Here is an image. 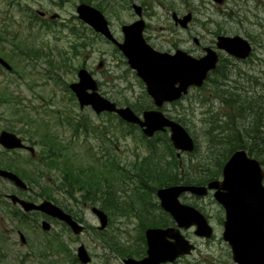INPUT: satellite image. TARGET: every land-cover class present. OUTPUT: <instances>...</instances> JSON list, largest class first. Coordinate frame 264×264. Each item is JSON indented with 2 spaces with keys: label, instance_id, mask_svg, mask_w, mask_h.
I'll list each match as a JSON object with an SVG mask.
<instances>
[{
  "label": "rangeland",
  "instance_id": "obj_1",
  "mask_svg": "<svg viewBox=\"0 0 264 264\" xmlns=\"http://www.w3.org/2000/svg\"><path fill=\"white\" fill-rule=\"evenodd\" d=\"M91 1L92 4L101 6L118 39L123 37L121 25L138 18L132 4H141L147 22L145 35L155 48L162 51L173 52L177 48H183L201 56L203 47L214 46L220 33L246 37L254 46L253 56L248 61H239L223 52L228 77L218 87L239 92L243 98H264V0ZM80 2L81 0H0V56L16 66L14 73L0 65V132L14 127L20 132V136L24 135L37 142L41 141L44 129L49 133H57L69 147L64 152V156L69 157V160L71 158L68 164L71 162L85 169L89 165L94 166V163L101 168L103 162L111 161L114 157L126 171L137 162L145 168L142 163L144 156L151 155V151L142 132L129 127L117 117L97 115L90 107L80 109L67 89L69 83L77 80L75 68L61 66L56 71L52 67L62 58H67L76 67L84 64L103 82L100 88L103 95L120 98L127 96L128 101L143 100L145 97L144 83L139 81L135 71L115 49V45L99 35L97 37L93 29L78 18L76 6ZM173 12L180 16L193 13V21L187 29L175 24ZM194 37L199 45L194 42ZM75 47L79 53L75 52ZM57 77L59 80L55 79ZM222 94L221 90L207 84L205 89L192 88L181 104H166L163 107L167 115L182 117L197 143V149L192 155L183 153L179 156L184 172L193 174L199 169L203 171L207 166L211 169L210 165L213 166L212 169L215 168L213 164L216 155L210 151L209 143L222 139L223 131L233 122L243 131L244 136L246 130L252 127L256 114H249L248 109L243 114L240 113L222 101ZM2 98L5 101L2 102ZM74 118L80 120L82 128L76 137L73 127L66 125L67 120L72 122ZM63 120L64 123H61ZM38 122L45 124H41L39 131H36L35 124ZM85 125L88 127L84 128ZM157 143L158 152L163 151L161 142ZM34 145L40 153L41 145ZM6 151L0 145V163L3 165L12 167L13 158L21 162L30 159L29 153L24 150L10 153ZM176 153L177 150V156ZM257 158L264 160V150H261V156ZM18 165L24 167L22 163ZM26 166H29V171L35 169L27 162ZM58 178H61V172L53 168L47 174L46 181L54 182ZM117 185L119 194L126 200H131L132 206L136 207L139 198L133 193V183L126 179ZM13 188L9 181L0 180V264H48L49 260L41 259L40 254L52 251L49 247L51 242L59 251L55 250L50 258H59L58 264H73L68 253L76 254L81 243L85 244L92 255V262L89 264H124V257L119 255L116 248L130 250L140 246L141 234L136 216L112 214L103 239L95 233V228L100 223L91 211L90 204L84 205L85 202L80 200L68 199L64 194L59 195L60 203L74 206L86 225L83 234L75 235L63 224L54 223L51 219L54 227L48 232L41 225L21 226L19 223L25 221H20L11 214L10 202L5 198V193ZM39 191L40 185L33 182L32 190L28 194L24 193V196L38 195ZM41 200L43 198L39 197L35 201ZM181 200L200 208L216 228V238L209 241L190 232L199 246L196 255H215L213 263H220L218 259L223 260V264L231 263L229 248L222 239L221 223L225 212L214 199L213 193L204 197L185 193ZM96 205L100 206V203L96 202ZM37 217L39 223L44 218L42 214ZM18 230L25 234L27 243H23ZM32 254L38 257L32 258Z\"/></svg>",
  "mask_w": 264,
  "mask_h": 264
},
{
  "label": "water",
  "instance_id": "obj_2",
  "mask_svg": "<svg viewBox=\"0 0 264 264\" xmlns=\"http://www.w3.org/2000/svg\"><path fill=\"white\" fill-rule=\"evenodd\" d=\"M134 8L136 13L141 16L142 7L134 4ZM77 12L81 19L117 43L126 55L129 65L144 81L146 90L157 107H162L166 102L180 99L189 92V88L193 85L202 86L208 73L217 67L219 54L212 47H206V53L200 57L180 48L174 53L157 50L144 37L143 31L146 24L143 19L123 25L124 40L119 42L113 36L108 21L100 10L90 4L80 3L77 6ZM173 18L177 24L187 27L192 19V13H188L182 18L174 13ZM217 46L219 49L243 59L247 58L252 51L250 41L239 34L219 35ZM0 63L11 69L9 63L3 58H0ZM79 77L80 81L71 84V87L76 92L81 107L91 104L98 112L104 110L116 112L123 119L140 124L148 136L170 127V138L177 149L194 150V140L186 128L178 121L166 116L161 109L145 110L141 117L130 106L118 107L115 102L102 96L97 91V81L86 69L79 71ZM89 89L93 92H89ZM0 143L7 148L24 146L20 137L6 130L0 134ZM29 148L34 149L33 147ZM0 175L12 179L20 186H27L12 171L0 169ZM263 180L264 170L260 161L250 157L245 149H238L225 163L221 181L213 180L208 183V186L173 185L160 188L157 193L161 199V205L174 216L179 226L188 228L191 225H196V234L210 238L213 235V229L206 216L196 207L182 203L179 196L184 191L205 195L209 189H216L214 196L223 205L226 212L223 237L231 246L233 260L238 264H264ZM10 197L14 202H19L25 210L38 209L65 220L75 233H81L84 229L83 225L76 222L70 214L50 200L35 204L23 200L17 195ZM93 211L100 218V229L105 228L108 224V215L96 206ZM42 226L47 230L50 228V223L46 221L42 223ZM173 231L172 228H149L146 231L147 256L140 260L133 257L125 258V264H161L174 261L178 256L192 252L195 245L190 243L179 230H176V233ZM168 237L174 238L175 241H170ZM78 257L83 263H88L91 260L84 245L79 247Z\"/></svg>",
  "mask_w": 264,
  "mask_h": 264
},
{
  "label": "trees",
  "instance_id": "obj_3",
  "mask_svg": "<svg viewBox=\"0 0 264 264\" xmlns=\"http://www.w3.org/2000/svg\"><path fill=\"white\" fill-rule=\"evenodd\" d=\"M88 3H91V0H81ZM101 8L100 5H98ZM76 48V47H75ZM75 52L78 53L75 49ZM69 58V57H68ZM224 62V61H223ZM220 63L218 69H216L212 75L208 78L205 85L200 89H205L209 85L215 86L218 90L222 91V101L226 102L230 107L239 110L240 113H244L247 109L249 114L255 113L252 127L247 129L246 136H244L243 131L239 126L235 125L234 122L230 124V127L225 129L224 137L222 139H216L211 141L210 151L215 153L216 161L215 168L212 169V165L207 166L203 171L196 170L193 174L189 172H183V166L180 165L178 159L176 158L174 149L170 142V138L167 133H159L155 139H150L147 144L151 155L145 156L143 166H135V173L133 176L126 173V170L119 166L116 162L105 161L102 164V167L99 168L95 163L94 166L89 165L88 169L70 165L68 164L71 160L69 157L64 156V150L67 149L65 145L62 144L60 138L55 135L56 133L52 132L51 134L43 130L44 134L41 135V141H36L29 138L33 142H37L41 145V151L39 157L41 159L42 166L38 169H34L36 172H29L28 168L22 169L19 173L23 178L31 185L34 181L41 185V190L39 196L52 199L56 202L60 201L59 193L67 194L70 198H75L76 194L83 201H93L94 204L99 202L101 207L108 212L111 216L116 214L119 216L130 215L132 213V208L130 205H122L120 200L117 197V184L120 180L129 178L135 183L134 189L137 190L139 196L138 205L133 207L134 212L141 216L143 223L142 226L154 225L155 223H163V218L150 216L153 214V211L157 210L152 201L155 199V192L158 187L170 185L172 183H205L209 179L218 177L221 174L222 168L230 157V155L239 148H244L248 152L256 157L261 156V150L263 149V134H264V98L261 96H251L250 98H243L242 94L227 88H219V83H224V79H227V66ZM61 66L70 67L69 59L62 58L58 64H53L52 67L59 68ZM214 75V76H213ZM261 95V94H260ZM143 100L130 101L129 104L133 108L140 112L146 108L152 107V100L147 96L146 92L144 93ZM177 104H181V101H178ZM116 116V115H115ZM117 117V116H116ZM178 121H181L183 124L182 117L176 118ZM120 120V119H119ZM41 124L45 122H38L35 125L39 131ZM228 124V123H227ZM135 128V126H130ZM222 127V125L220 126ZM30 132V131H28ZM157 139V140H156ZM163 145V151L158 152L159 143ZM221 144V145H219ZM216 151V152H215ZM193 154V153H192ZM191 154V155H192ZM68 158V160L61 161L62 157ZM168 156L170 159H168ZM264 159V158H263ZM262 159V160H263ZM97 160V159H96ZM153 160L155 165H152ZM64 162V163H63ZM264 164V160L262 161ZM101 164V162H100ZM78 167V169H77ZM59 169L61 172V178L54 180V183L50 181H45L46 184H42L41 180H44L47 174L51 172L52 169ZM112 170H117L118 175L115 177L112 175ZM206 170H210L207 173ZM44 182V181H43ZM15 214L18 217V220L25 219V214L18 209ZM157 214V212H156ZM141 239H144L143 229ZM95 233L98 236H102L104 239L105 231H99L95 228ZM145 240V239H144ZM50 249H53V245H49ZM59 251V248H55ZM119 255L125 256L126 251L123 248H116ZM49 252L48 254H50ZM43 253V255H48ZM131 254H134L132 252ZM68 256H72L71 252L68 253ZM195 264H213L212 259L209 257L208 260L197 261Z\"/></svg>",
  "mask_w": 264,
  "mask_h": 264
},
{
  "label": "flooded vegetation",
  "instance_id": "obj_4",
  "mask_svg": "<svg viewBox=\"0 0 264 264\" xmlns=\"http://www.w3.org/2000/svg\"><path fill=\"white\" fill-rule=\"evenodd\" d=\"M42 14V13H41ZM44 14V13H43ZM108 23H109V21H108ZM129 23H131V22H129ZM123 25V24H122ZM109 26L112 28V25H111V23L109 24ZM110 28V29H111ZM113 29H111V31H112ZM145 37H146V35H145ZM146 39L148 40V38L146 37ZM119 40H123V38L122 39H119ZM109 41V40H108ZM149 41V40H148ZM110 42V41H109ZM195 42H196V44H200L198 41H196L195 40ZM112 43V42H111ZM113 44V43H112ZM216 44V43H215ZM114 45V44H113ZM209 46V45H208ZM215 46V45H214ZM205 47V46H204ZM204 47H203V53H204ZM219 54H220V56H222L223 55V51H219ZM79 131H81V130H79ZM20 149V148H19ZM13 150H15V149H13ZM21 150H24V151H26V152H29L27 149H25V148H21ZM11 152V151H10ZM9 151H8V153H10ZM12 152H14V151H12ZM30 153V152H29ZM31 154V153H30ZM32 155V154H31ZM33 155H35V156H33V157H36V154H34L33 153ZM10 182V181H9ZM13 186H14V188L13 189H10V192L9 193H5V198L7 199V194L9 195V194H11V193H16V194H18L19 196H21V192H20V187H18V186H16L13 182H10ZM211 192V191H210ZM209 192V193H210ZM208 193V194H209ZM213 193V192H212ZM2 196V194L0 195V197ZM24 198H29V197H26V196H24ZM0 199H2V197L0 198ZM78 201V200H77ZM79 202V201H78ZM84 205H88V203L87 202H85V203H83ZM90 206V208L92 207L91 206V204L89 205ZM64 210L65 211H67V212H69L70 214H72V217L74 218V219H76L78 222H80V223H83V219H82V217H80L79 216V214L76 212V210L74 209V206H68L67 204L66 205H64ZM31 213H35V211H32ZM30 213V214H31ZM30 214H28L27 216H29ZM161 217V216H160ZM50 219L52 220V222H54V223H61V224H63L69 231H72V229L68 226V224H66V222L65 221H59V220H55V219H52V218H48L47 220H49L50 221ZM163 223H155L154 225H146L145 226V229H147L148 227H159V228H172L174 231V233H176V230H181L182 231V233L185 235V237L186 238H188L191 242H193V243H195L196 244V246H197V248H196V251L195 252H192L191 254H184V255H182L181 257H179V258H177L176 260H174L173 262H164V263H162V264H195V262L196 261H201V260H208L209 259V257L212 259V261H213V258L214 257H216L215 255H207V254H202V255H200V256H197L196 255V252H197V250H198V248H199V246H198V244H197V242H195L193 239H192V237L190 236L191 234H190V232H193L195 235H196V231H195V227L194 226H192V227H188V228H181L180 229V227H179V225H178V223H176L175 222V220L173 219V217L171 216V215H169V214H167V216L166 217H164L163 218ZM224 221V220H223ZM51 222V221H50ZM54 223H50V228L48 229V230H46L47 232L48 231H51V230H53V227H54ZM20 224V223H19ZM37 223H30L29 224V226H32V225H36ZM85 224V223H84ZM21 225V224H20ZM22 225H26V224H22ZM211 225L213 226V229H214V236H213V238H211V239H215L216 238V228H215V225H213L212 223H211ZM221 226H223V229H224V223H221ZM17 233H19V235H20V237L21 236H23V237H21V240L23 241V238H24V241H23V243H27V238H25V236L24 235H22L21 234V231L20 230H18V232ZM79 236V235H78ZM198 238H200V239H203V240H207V241H209V240H211V239H206V238H203V237H199V236H197ZM144 239H145V234H144ZM168 239L170 240V241H174V238H172V237H168ZM222 239H223V232H222ZM26 240V241H25ZM224 240V239H223ZM50 244H52L53 245V242H51ZM225 244L228 246V248H229V251H228V255H229V259H231V263L230 262H228L227 264H235V263H233L232 262V252H231V249H230V246H229V244L225 241ZM54 252V251H53ZM132 252H134L136 255L134 256L135 258H137V259H141V258H143V257H145V256H147V242L145 241V243L143 242V241H141L140 242V246L138 247V248H135V249H132ZM32 256V258H34V257H38L37 255H35V254H32L31 255ZM51 257V254H48V255H43V254H40V258L41 259H46V260H49L48 261V264H58V261H59V258H58V260H56V259H52V258H50ZM69 258L72 260L73 259V261H72V263L73 264H76L77 262H79V260H78V258H77V256H75V255H72V256H69ZM219 261H220V263H215V264H223V260H221V259H218ZM80 263V262H79ZM42 264H44V263H42ZM81 264V263H80ZM214 264V263H213Z\"/></svg>",
  "mask_w": 264,
  "mask_h": 264
},
{
  "label": "bare ground",
  "instance_id": "obj_5",
  "mask_svg": "<svg viewBox=\"0 0 264 264\" xmlns=\"http://www.w3.org/2000/svg\"><path fill=\"white\" fill-rule=\"evenodd\" d=\"M201 87H203V85L202 86H196V85H193L192 86V88H201ZM196 141V140H195Z\"/></svg>",
  "mask_w": 264,
  "mask_h": 264
}]
</instances>
